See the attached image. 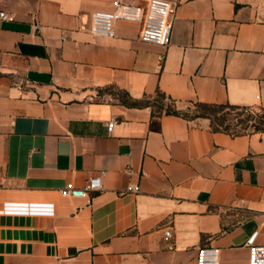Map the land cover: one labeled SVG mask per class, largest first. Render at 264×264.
<instances>
[{"label": "crops", "instance_id": "crops-1", "mask_svg": "<svg viewBox=\"0 0 264 264\" xmlns=\"http://www.w3.org/2000/svg\"><path fill=\"white\" fill-rule=\"evenodd\" d=\"M115 1L0 0V264H195L201 247L247 264L264 245V132L150 101L264 109V0H168L166 47L136 22L93 37L91 14ZM5 202L54 215H5Z\"/></svg>", "mask_w": 264, "mask_h": 264}, {"label": "built area", "instance_id": "built-area-1", "mask_svg": "<svg viewBox=\"0 0 264 264\" xmlns=\"http://www.w3.org/2000/svg\"><path fill=\"white\" fill-rule=\"evenodd\" d=\"M172 3L168 0H147L140 5L131 0H116L112 11H97L91 14L89 33L93 37L112 38L115 25L119 21L136 22L141 25L139 39L143 43L162 47L169 45L172 30ZM0 19L12 21V17L0 12ZM114 121L108 125L111 131ZM103 173L88 180L84 192L98 191L102 186ZM127 192L137 193L138 186H129ZM5 215L53 216L52 203L5 202L2 205ZM166 237L170 236L167 232ZM219 249L201 247L196 251L195 264H219ZM247 264H264V245H248Z\"/></svg>", "mask_w": 264, "mask_h": 264}, {"label": "rangeland", "instance_id": "rangeland-1", "mask_svg": "<svg viewBox=\"0 0 264 264\" xmlns=\"http://www.w3.org/2000/svg\"><path fill=\"white\" fill-rule=\"evenodd\" d=\"M154 100H161L158 99L156 96L152 99ZM160 102H164L168 104L169 102L167 100H161ZM184 108L180 111L186 118L195 120L198 123H203L205 126H208L210 129L214 130H226L229 133L233 134H249L253 132H261L264 131V123L259 124L260 118L264 117V110L260 108H250L246 110H238V111H230L228 109L224 110H217L213 108H202L198 107L194 104H187L183 106ZM154 111L158 112L156 107H153ZM218 111V112H217ZM214 112L219 113L218 116H222L225 114H230V116L224 117V122L218 126L215 121H210L205 118H196L198 115L202 114H212ZM239 114L240 116L238 118L245 119L247 117V114L250 116L249 121H243L242 123H239L237 120L238 118H233Z\"/></svg>", "mask_w": 264, "mask_h": 264}, {"label": "trees", "instance_id": "trees-1", "mask_svg": "<svg viewBox=\"0 0 264 264\" xmlns=\"http://www.w3.org/2000/svg\"><path fill=\"white\" fill-rule=\"evenodd\" d=\"M156 97L158 99H161V100L164 99V100H167L169 102L168 104H166L164 102L163 103L160 102L161 100H159V101H157V100L150 101L151 105L153 107H156L158 111H164L166 114L181 115L184 118H186L180 111H178L175 108L173 101L166 99V97L164 95L159 94V93L156 95ZM191 104H194V105H196L198 107H202V108H213V109H217V110L228 109L230 111H238V110L250 109V108L232 106V105H228V104H225V105H215V104L214 105H208V104H202V103H191ZM262 110H264V109H262ZM217 112H214L212 114H209L208 113V114H204V115L200 114L196 118H205V119H208V120H210L212 122L215 121L216 124L218 126H220L224 122V120H225L224 117L230 116V114H225V115H222V116H218L219 113H217ZM239 116L240 115L237 114L233 118L235 119V118H238ZM248 118H250V116L247 114V117L245 119L238 118L237 120L239 121V123H242L243 121H249ZM186 119H188V118H186ZM188 120H191V119H188ZM262 123H264V117L260 118L259 124H262ZM212 130H214V129H212ZM214 131L226 132V133H228L230 135H238V134L229 133L226 130H214ZM261 132H264V131H261Z\"/></svg>", "mask_w": 264, "mask_h": 264}, {"label": "water", "instance_id": "water-1", "mask_svg": "<svg viewBox=\"0 0 264 264\" xmlns=\"http://www.w3.org/2000/svg\"><path fill=\"white\" fill-rule=\"evenodd\" d=\"M81 192L79 191V192H77V194H80Z\"/></svg>", "mask_w": 264, "mask_h": 264}]
</instances>
